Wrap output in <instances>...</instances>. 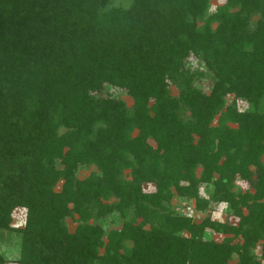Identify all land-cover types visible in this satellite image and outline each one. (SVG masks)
Masks as SVG:
<instances>
[{
  "label": "trees",
  "instance_id": "trees-1",
  "mask_svg": "<svg viewBox=\"0 0 264 264\" xmlns=\"http://www.w3.org/2000/svg\"><path fill=\"white\" fill-rule=\"evenodd\" d=\"M211 1L0 0L16 264H264V0Z\"/></svg>",
  "mask_w": 264,
  "mask_h": 264
},
{
  "label": "rangeland",
  "instance_id": "rangeland-1",
  "mask_svg": "<svg viewBox=\"0 0 264 264\" xmlns=\"http://www.w3.org/2000/svg\"><path fill=\"white\" fill-rule=\"evenodd\" d=\"M222 3L221 0H213L210 2V7L209 10H212L214 5ZM110 6H126L128 4V0H110L109 2ZM120 97L124 100L125 104L127 107L131 105V100L129 97L126 95H120ZM230 100V99H228ZM150 143L152 144V141L150 140ZM264 159V157H263ZM92 168H81L79 171L80 176L86 175ZM236 185L240 188V190H245L249 189L247 184L242 181H237ZM199 194L201 197H206L207 193L210 191V188L208 185L202 184L199 188ZM173 204L175 206V209H177V212L179 213H184L187 214L188 216L194 218V219H200L201 217L204 216V212H199L195 211L193 206L190 204H187L185 202H182L181 200L174 199ZM187 205V206H186ZM209 211H212L211 217L213 219L223 221L225 218H228L230 221H234V217L229 216L227 217L225 214V205L222 203L218 204H210L209 205ZM12 219H11V225L12 227H20L23 223V217H24V211L23 209H15L12 212ZM66 224L69 228V230H72L75 224L70 221L69 219H66ZM105 228H113V227H118V224H110L106 223L104 225ZM211 238L213 239H219L218 234L212 233ZM0 254L2 257L5 259V264H16V260L18 257V250H19V237L17 233L11 232V233H6L3 231L2 234L0 235ZM251 253L255 256L259 254L258 247L252 248ZM235 262V258H232L230 261V264H233Z\"/></svg>",
  "mask_w": 264,
  "mask_h": 264
}]
</instances>
